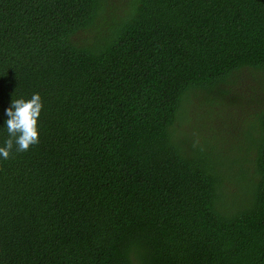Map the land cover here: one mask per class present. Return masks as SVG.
Instances as JSON below:
<instances>
[{
	"label": "trees",
	"instance_id": "obj_1",
	"mask_svg": "<svg viewBox=\"0 0 264 264\" xmlns=\"http://www.w3.org/2000/svg\"><path fill=\"white\" fill-rule=\"evenodd\" d=\"M34 93L0 264H264V0H0V146Z\"/></svg>",
	"mask_w": 264,
	"mask_h": 264
},
{
	"label": "clouds",
	"instance_id": "obj_2",
	"mask_svg": "<svg viewBox=\"0 0 264 264\" xmlns=\"http://www.w3.org/2000/svg\"><path fill=\"white\" fill-rule=\"evenodd\" d=\"M43 103L39 93H34L30 99H13L6 109L7 138L0 146V158L9 159L13 149L25 152L32 145L39 143L38 118Z\"/></svg>",
	"mask_w": 264,
	"mask_h": 264
},
{
	"label": "rangeland",
	"instance_id": "obj_3",
	"mask_svg": "<svg viewBox=\"0 0 264 264\" xmlns=\"http://www.w3.org/2000/svg\"><path fill=\"white\" fill-rule=\"evenodd\" d=\"M233 126L235 127V124H233ZM227 144H228V143H227ZM227 144L222 145V148L226 149Z\"/></svg>",
	"mask_w": 264,
	"mask_h": 264
}]
</instances>
